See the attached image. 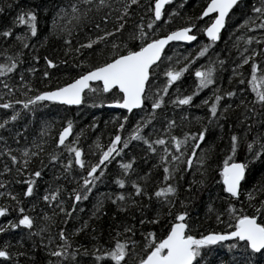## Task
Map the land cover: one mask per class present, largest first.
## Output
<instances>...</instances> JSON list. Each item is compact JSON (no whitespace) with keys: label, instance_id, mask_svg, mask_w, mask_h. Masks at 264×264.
<instances>
[{"label":"snow or ice","instance_id":"6c2138e0","mask_svg":"<svg viewBox=\"0 0 264 264\" xmlns=\"http://www.w3.org/2000/svg\"><path fill=\"white\" fill-rule=\"evenodd\" d=\"M170 4L171 0H150L147 7L150 15L146 19L140 16L139 22L135 23L134 28L127 33L124 40L120 37L124 35L129 18L134 15L133 6L143 8L139 0H71L67 6L61 5L51 20L50 34H63L66 54L72 52L82 54V50L87 49L91 55L97 52L98 48L101 52L105 49H110V51L107 52L103 61L97 64H90L86 59L81 60L77 67L87 64V70L80 72L74 78H69L63 84L43 91L35 89L34 84L25 79L24 73L17 71L24 62V49L30 47L31 39L38 34L39 13L42 6L35 0L31 4L21 5L16 9L17 15L13 18L12 26H5L0 31V37L5 40L14 36V40L0 51V56L3 57L0 61V76L7 81L6 83L0 82V89H3L0 91V97H10L16 91L22 92L26 97L18 101L8 98L0 103V108L12 110L10 115L0 117V130L9 133L8 136L0 135V141L3 142L0 156L6 154L10 162L17 166V175L23 173L27 178L23 195L28 198L35 195V189L38 188L37 178L42 177L44 168L49 165L53 168L56 164L63 165L64 171L59 173L62 176L65 172L71 174L73 168L77 166L84 172L83 176L77 174L72 177L77 187L67 192L68 196L73 198L70 206H65V200L61 198V185H57L54 190L44 191L41 199L48 203L59 201L55 204L59 211L44 212V220L47 223L43 228L37 226L36 217L30 215L25 209L23 201L19 199V194L6 187L10 185V181L0 178V188L4 189L0 191V197H6L5 203L0 204V217L10 213L12 207L10 201H15L18 207L17 218L8 219L0 224V233L7 234L12 229L23 227L27 230L29 238L40 236L39 244L33 241L31 248L24 244L23 236L15 241L19 246L15 248L12 243L5 240L3 244H0V258H5L0 260V264H19L20 257L30 259L33 264H36L35 249L41 245L46 254L44 264H101V262L130 264L132 261L134 264H264V184L259 187L254 184L251 188H242V182L246 181V174L253 164H259L264 168V111L257 110V105L264 109V60L258 59V57H264V48L259 46L264 43V0H252L251 4H247L246 0H207L206 6L198 17L194 19L188 16L183 26L169 30L166 34L157 35L158 30L163 29L173 20L174 16L179 15L177 8H172L171 11L166 9L165 6ZM179 7H183V4ZM102 9H107V11L101 15L99 22L92 20L93 10L100 12ZM237 9L241 10L242 16L241 23L236 26L237 29L260 30L255 36L242 33L240 37H237V40H244L246 45L243 48H240L238 43L234 45L239 49L237 53L239 62L233 63L232 76L228 79L231 83L233 78L239 77L236 81L237 86L231 87L230 90L222 89L223 81L218 71L223 70L225 61L220 58L219 53H215L216 59L209 57L206 64L195 67L194 77L197 82L191 92L181 94L179 87H175L170 95L169 89L173 88L174 82L180 81L185 72L189 71L199 58L209 53L217 41L221 40L222 30H225L226 25L237 15ZM3 11L4 7L0 6V13ZM43 11L47 9L44 8ZM205 17L208 18L206 23L198 28L195 20ZM85 22L92 24V29L96 34H93L91 30L86 31L83 42L78 41L76 47L73 48V34L79 35L80 31L84 30ZM70 24L71 27H69ZM110 24L111 27H109ZM16 25H25L27 30L14 34L13 28ZM201 33L206 34V39L198 45L195 56L189 53L188 56L174 59V56L165 52V46L170 41H197ZM47 38L45 36L44 40L46 41ZM136 41L138 43H133ZM253 42L257 44V47H251ZM17 44L19 47L16 46ZM31 48L33 49L32 61L34 63L40 61L41 56L35 52L36 45H31ZM97 54L99 55L100 52ZM44 61L45 67L42 75L49 80L52 78L51 69L56 68L58 63H66V61H58L50 56H44ZM182 61L186 62L182 63ZM165 62H167V67L162 70L161 65ZM181 63L182 66H180ZM246 64L250 67L251 77L247 80V84L251 86V91L255 94L250 102L237 96L238 92L241 96L246 95L245 89L239 87L246 79L242 71ZM27 71L35 75L34 67L28 68ZM161 72H163V82H160ZM10 74L17 75L20 83H13ZM218 80L220 83H217ZM209 86H212L210 95L201 101V104L209 110V114L206 118L200 115L191 117L200 124L198 131H188L182 136L171 135L176 121L165 118L167 127L163 131L170 135L157 134L158 138L153 140L149 138L150 134H145L150 126L153 132H156L152 121L155 120L157 110L162 106L172 103L176 106L191 107L194 97L204 89H208ZM33 90L35 94H32ZM86 90L92 93H111L117 98L107 101L108 103L122 106L129 113L136 109L135 115L139 116L127 136H122L121 132L129 122V117L124 115L120 118L122 120L118 123L120 131L114 134L106 147L97 137L96 148L100 154L95 162L86 161L83 148L77 146L78 140L66 145L72 154L70 158L62 159L59 152L48 153V163L45 164L41 159L39 166L35 168L31 167L34 162L33 158L40 157L43 152L42 145L46 143L42 137L37 138L39 142L34 140L32 144H27L22 148L13 149L8 146L9 139L13 137V130L9 128V124L16 121L21 114V109L16 107L17 104L29 111H33L44 101L79 105L85 100ZM233 98L239 99V103H235ZM241 107H243L242 113L235 116L231 114L230 110ZM253 117L256 119L254 120ZM205 119L207 123L203 122ZM225 123L229 126L228 145L220 150L223 156L222 163L216 167L222 177L221 187L226 191L229 199H235L236 202L228 203L225 220H221L225 212L217 211L216 220L224 224L226 230H210L202 233L197 231L199 225L194 223L189 206L194 198V186L197 190L203 189L209 182L210 172L213 170L209 161L215 156L216 142L207 141L206 137L211 135L212 126L223 131ZM254 126L257 127L255 132H253ZM25 128L27 125H24L21 131ZM72 129L73 121L69 119L59 133L57 141L59 145H65L66 137ZM19 138L20 132H15L14 142H18ZM222 138V136L217 137V139ZM133 141L143 142L151 153L159 151L157 164L163 168L162 180L152 191H149L145 182L151 178L152 168H149L142 177L138 175L137 179L133 180L129 173L137 171L134 165L138 157L133 154L130 159L121 158L118 163L123 170V177L129 178L125 179L118 175L115 182L121 189L126 183H130L133 191L120 190L110 195L101 193L90 217L87 220H79V226H74L72 229L73 235L87 230L96 232V224L90 221L104 214V202L105 198H108L116 203L120 211L136 208L142 217L137 221L136 217L132 216L131 220L136 222L123 225V233L128 235L119 239L122 233L118 227L114 246L103 245L99 242V237H96L97 243L93 244L91 249L79 243L74 244L64 227L58 228V238L61 243H54L57 239L56 235L50 234L45 237L46 230L51 233L49 224L56 223V216L63 215L64 225H67L69 220L74 222L78 220L74 214L77 211H83L79 205L89 198L98 183L103 182L108 163L129 149ZM169 143L173 147H169ZM156 145L163 147L158 150ZM241 148L245 149L244 158L238 159L237 152ZM14 152L19 154H14ZM194 158L200 178L197 179L193 174L192 180L184 183V191L188 195L180 199V183L183 181L184 174L193 168ZM3 172L9 174L12 172L8 163L3 165ZM65 179L67 180V176ZM242 192L247 199V206L239 199ZM145 197L150 204L155 200L158 206L166 205L167 212H162L158 207L153 216L149 218L144 209L150 207V204L142 203ZM257 197L260 199L257 200ZM177 202L181 210L173 212V209L177 207ZM35 206L33 203L30 208L34 209ZM208 208L213 209L211 202ZM249 208L251 212L248 211ZM163 215L170 216L172 219L166 224L162 223ZM145 224L157 225L160 229L159 235L156 228L150 227L144 231ZM137 232L141 233V241H143V246L139 251L137 245L140 241L133 238ZM225 248L226 251L223 250ZM88 256L91 259L86 262L84 257Z\"/></svg>","mask_w":264,"mask_h":264},{"label":"trees","instance_id":"16d2710c","mask_svg":"<svg viewBox=\"0 0 264 264\" xmlns=\"http://www.w3.org/2000/svg\"><path fill=\"white\" fill-rule=\"evenodd\" d=\"M177 1L179 0H176L172 4L168 5L166 9L168 11H171L172 7ZM35 2L42 6V10L39 13V21H38L39 31L37 36L31 39L30 47L28 49H24V53H25L24 62L22 63V65L19 66L17 70L18 72L24 73L25 79L31 81L34 84L35 89H39L41 91L48 90L52 87L58 86V84H63L64 82H67L69 78H74L75 76L80 74V72L87 70V64L77 67L78 65H80L81 60L86 59L87 62L90 64H97L103 61L105 55L107 54L108 51H110V49H105L103 52H101L100 49L98 48L97 52H100L99 55L97 54V52H93L91 55H89L87 49L82 50V54H76L74 52L66 54L64 51L66 45L64 43L63 34L61 35L50 34L52 28L51 20L53 16L56 14L57 9L61 5L67 6L71 2V0H35ZM31 3H33V0H0V6L4 7V11L0 13V21H2L0 22V31H2L5 26H12V21L13 18L17 15L16 9L18 7H20L21 5L31 4ZM139 3L140 5L143 6V8L133 6L134 15L133 17L129 18V22L125 26L124 35L120 37V39L122 40L126 39L127 33L134 28L135 23L139 22L140 16H144L146 19V17L150 15V13L147 12V7L150 3V0H139ZM206 3L207 0H188V2L186 3L183 2L182 3L183 7L179 8L180 11H182L180 14L182 15V17L191 16L195 19L196 17L199 16L202 9L206 6ZM246 3L251 4L252 0H246ZM9 5H11V7H9ZM44 8H46L47 11H43ZM188 8H190V10ZM106 11L107 9H102L100 12H96L95 10H93L92 20L99 22L101 15H103ZM245 11H247V9H245ZM240 13L241 10L237 9V15L234 16L233 19L227 24L226 29L222 34L221 40L218 41L216 45H214L213 49H210L209 53H207L204 57L199 58L190 67L189 71L185 72V74L181 77L180 81L174 82L173 88L169 89L170 95L175 90V87H179V85L185 80H188L190 78L191 80L195 79L194 77L195 67L206 64L209 57L213 59L214 49L219 50V48H221V51H219V55L221 59H224L226 56L229 57L228 60L229 62L224 63L223 70L218 71V75L220 79L223 81L221 87L222 89L230 90L231 87L237 86L236 81L239 79V77L233 78L231 83L229 82L228 79V77L232 76L233 63L234 62L237 63V60L233 59V55L237 54L239 49L234 47V45L238 43L240 45V48L246 46L245 41L237 40V37H240L242 33L245 35L255 36L260 31L259 29H237L236 26L240 24L242 20V16ZM182 17H179L178 15L177 21L181 20ZM186 17L182 20L181 25L179 26H183L187 22ZM207 19L195 20L197 27L199 28L201 25H204ZM73 23L75 22L73 21ZM60 27H62V25ZM69 27H71V24L69 25ZM109 27H111V24L109 25ZM83 29L84 30L80 31L79 35H76L75 33L73 34V41H72L73 48L76 47L78 41L83 42L86 31L91 30L93 31V34H96L95 30L92 29L91 23L85 22L83 25ZM166 29H167V24L164 26L163 29L158 30L156 34L162 35L165 33ZM26 30L27 29L25 25H16L13 28L14 34L16 32H25ZM149 34L151 35V32ZM45 36L48 37L46 41L44 40ZM200 39H203L205 41L206 37L204 33L198 35L197 41H195L194 43L176 45L175 46L177 47L176 52L178 53H174V54L172 53L173 45L169 47L165 52L170 56H174V59L188 56L189 53H191L192 56H195L196 51L198 50V45L200 44ZM13 40H14V36L9 37L7 40H5L3 37H0V51H2L7 46V44L11 43ZM133 43H138V41ZM33 44L36 45L35 48L36 54H39L41 56V60L35 63L32 61L31 58L33 52L31 45ZM16 46L19 47V44H17ZM253 46L257 47V44L253 42L251 47ZM259 46L261 48H264V43L260 44ZM44 56H50L52 58L57 59L58 61H66V63H58L56 68L51 69V73H52L51 80L43 77L42 75V70L45 67ZM263 58L264 57H258V59L261 60ZM214 59H216V56L214 57ZM2 60L3 57L0 56V61ZM184 62L186 61H182V63ZM182 63L180 66H182ZM32 67L35 68V75L27 71L28 68H32ZM166 67H167V62L161 65L162 70L165 69ZM242 71L244 75L247 74L248 76L245 82L243 84H240L239 87H243L245 89V91L248 94V98H246V100L250 102L254 98L255 94L251 91V86L247 84V80L251 78L249 65L248 64L244 65ZM11 78L13 83L16 84L20 83L17 75H11ZM163 81H164L163 72H161L160 82ZM0 82L6 83L7 81L4 79V77L0 76ZM217 83H220V80H218ZM208 89L212 90V86H209ZM0 91H3V89H0ZM32 94H35L34 90ZM8 98H12L17 101L21 99H26V97L22 94V92L16 91L10 97L7 96L0 97V103H2L5 99ZM113 98H117V97H114V95L111 93L87 92L85 94V100L80 106L73 107V106L61 105L58 103L42 102V104L40 106H37L35 109H33V111L23 109L21 105L17 104L16 107L21 109V114L16 121L10 122L9 124V128L13 130V137L9 139L8 146L13 149L22 148L27 144H32L34 140L36 142H39L37 138L42 137L43 140L46 141V143L42 145L43 152L40 154V157L33 158L34 162L31 165V167L35 168L39 166L41 159L44 160L45 164L48 163V156H47L48 153L59 152L62 159L66 160L70 158L72 154L68 151L66 145H70L72 142L78 140L77 146L83 148L86 161L95 162L100 154L96 148L97 137L100 138V142L104 144L106 147L109 144L110 140L113 138L114 134L120 131V129L118 128V123L122 122L120 118H122L124 115H128L129 117V122L125 125V129L121 132L122 136H127L128 132L131 130V126L135 124L136 120L139 118V116L135 115V113L128 114L127 112H124L121 109H114L108 107L107 101ZM101 101L104 102L101 103ZM235 103L238 104L239 101H236ZM193 107L194 105L191 107L188 106V108L190 109L188 111L189 118L185 122V120H181V118L179 117V113L176 111V109L173 108L172 104L166 103L164 106H162L161 109L157 110L158 114L155 120L152 121V124L155 125L156 132H153V129L150 126L146 129L145 134L146 135L150 134L149 138L153 140L158 138L157 134L165 135V136L170 135L169 133H165L163 131V129L167 127V119H174L176 121V126L171 130V135L182 136L185 132L188 131H192V132L198 131L200 129V124L195 119L191 118V117H195L196 115L195 111H191L193 110ZM257 110L264 111V109L259 108L258 105H257ZM230 111L231 114L235 116L243 112V107ZM11 113H12L11 109L0 108V117H4L5 115H10ZM117 114H119V116ZM142 114L143 113H141V115ZM208 114H209V110L208 111L206 110L205 115L204 116L202 115V117L206 118ZM114 117H116V119H114ZM69 119L73 121V135L64 146H59L57 143L59 139V133L61 132L63 127L66 126L67 121ZM253 119L255 120L256 117H253ZM203 122L207 123V120L205 119ZM24 125H27V128L21 131V128ZM46 125L47 127H45ZM42 129L44 130L42 131ZM255 131H257L256 126L253 127V132ZM15 132H20V138L18 142H14ZM77 134H79V136ZM0 135L8 136L9 133L7 131L0 130ZM221 136L223 137L222 139H217V137H221ZM228 138H229L228 123H225L223 131H221L218 127L212 126L211 135L206 137L207 141L216 142L215 156L213 160L209 161V163L212 164L213 166V170L210 172L209 182L206 184V186L203 189L197 190L196 186H194V192H193L194 198L192 200L191 205L189 206L190 214L194 220V223L199 225L197 231L202 233L210 230H226V226L222 223H218L216 220L217 211L225 212L229 202L231 203L236 202L235 199L230 200L228 195L226 194V191L221 187L222 177L219 174L218 167H216V165L222 163L223 156L220 150L226 148V146L228 145ZM166 143H168V141H166ZM2 144L3 142L0 141V150H2ZM169 146L173 147V145L170 143ZM156 147L159 150L163 146L156 145ZM129 149H126L124 153H121L120 156H116L115 159H112L111 162L108 163L105 177L103 179V180L106 179V181L109 182L108 191L106 192V194L108 195L116 193L117 191L120 190H124L126 192L133 191V186L130 183H126L124 188L121 189V187L115 182L116 177L118 175L123 177V170L121 169L118 161L121 158L130 159L131 155L133 154L136 155L138 159L134 165L137 171L129 173L131 179L133 180L137 179L138 175L142 177L149 168H152L151 178L145 182V186L148 188V190L152 191L155 188V186L159 183V181L162 180L163 178V168L157 164L159 158V151L157 153H151L148 151L147 145H144L143 142H137V141H133V144L129 145ZM33 150L35 151V148ZM188 151L190 153L191 149L189 148ZM145 153H147V155H145ZM244 153H245L244 148L239 149L237 152V158L243 159ZM14 154H19V153L14 152ZM5 163H8L9 167L12 168V172L10 174L3 172V165ZM16 167H17L16 165L10 162V158H8L6 154L0 156V178L8 179L10 181V185L6 187L19 194V199L23 201V206L25 207L26 210L29 211L30 215L36 217V224L38 227L41 228H43L44 224L47 223V221L44 220L45 211L48 212L59 211V209L55 206V204H58L59 201H56L55 203H48L41 199V197L44 194V191L46 189L54 190L57 185H61L62 186L61 198L65 200V206H70L73 198L69 197L67 192L77 187V184L72 179V177L77 174L80 176L84 175V172L78 166L73 168L71 174L65 172V175L62 176L59 173L64 171L63 165L56 164L55 168L49 165V167L44 168L42 177L37 178L38 188L35 189V195L31 198H28L23 195V190L26 188L27 178L23 175V173L17 175ZM193 174H195L197 179L200 178V174L197 171L195 165V158H194L193 168L189 169L184 174L183 181L180 183V193H179L180 199H183L188 195V193L184 191V183L190 182L192 180ZM65 176H67V180L65 179ZM123 178L128 179L129 177H123ZM254 184H256L258 187L264 184V168H262L259 164H253L251 166V170L246 174V181L242 182V188L248 189L251 188ZM0 191H4V189L0 188ZM99 194H95V192L93 191L89 195V198L79 205V207L82 208L83 211L82 212L77 211L74 214L78 218L76 222H74L73 220H69L68 224L64 225L62 223L63 215L61 214L59 216H56L55 217L56 223L49 224L51 233H49L46 230L44 233L45 237H47L50 234L56 235L57 239L54 241V243L57 244L61 243V241L58 238V228L64 227L67 234H69L71 239L73 240L74 244L79 243L91 249L92 245L97 243L96 237H99V242L101 244L107 245L108 247H112L114 246L115 243L116 229L119 227L122 233L119 239H123L124 236L128 235L127 233H123V225L126 223H135L136 221L131 220L132 216H135L137 221L142 217L140 216L136 208H129L127 211H120L117 208L116 203L112 199H108V198H105L104 214L100 215L98 218H93L90 221V223L96 224L97 231L92 232L91 230H87L85 232L77 233L75 235L72 234L73 227L79 226V220H87L90 217L92 211L94 210V205L96 204ZM239 199L245 203V206H247V199L243 194V192ZM259 199L260 197H257V200ZM5 200L6 197H0V204H4ZM209 202H211L213 205L212 210L208 208ZM10 203L12 205L11 211L10 213L6 214L4 217L0 219V224H3L8 219L17 218L18 207L16 206L15 201H10ZM33 203H35L36 205L34 209L30 208V205ZM142 203L144 205H149L150 201L145 197L143 198ZM158 207L162 212L165 213L167 212V206L166 205L162 207L158 206L155 200H153L150 204V207H147L146 209H144V211L149 216V218H151L153 216L154 211L157 210ZM178 210H181L179 206V202H177V207L173 209V212ZM248 211L251 212V209L249 208ZM171 219L172 217L163 215L161 217V222L166 224ZM225 219H227L226 212L225 215L221 217V220H225ZM137 227L138 228L140 227L139 224H137ZM150 227L156 228L157 234L159 235L160 229L157 225L145 224L143 226V230L146 231ZM22 236L24 237V244L28 248H31L33 241L39 244L40 236L36 235L32 238H29L27 234V230L24 229L23 227L22 229H12L7 234L0 233V244H3L5 240H8L10 243H12L14 248L19 247L15 243V241L19 240ZM133 238L136 239L137 241H140V243L137 245V250L139 251L143 246V241H141V233L137 232L136 236ZM223 250L226 251V248ZM35 255L37 258L36 264H44V261L46 259V254L43 252L42 245L37 249H35ZM2 259L5 258H0V260ZM90 259H91L90 256L84 257V260L86 262L89 261ZM106 259H110V258H106ZM19 264H33V262L30 259H25L24 257H20ZM101 264H104V262H101ZM112 264H114V262H112ZM130 264H134V261L130 262Z\"/></svg>","mask_w":264,"mask_h":264},{"label":"bare ground","instance_id":"6f19581e","mask_svg":"<svg viewBox=\"0 0 264 264\" xmlns=\"http://www.w3.org/2000/svg\"><path fill=\"white\" fill-rule=\"evenodd\" d=\"M190 8H192V7H190ZM190 8H188L189 10H190ZM178 12H179V17H182V15L180 14L182 11H180V9H178L177 10ZM189 12V11H188ZM188 12H186V13H188ZM177 17H178V15L177 16H174L173 17V20L170 22V23H168L167 24V29H166V31H165V33L164 34H166V32L167 31H169V30H172V29H174V28H176L177 26H179V25H181V22H182V20L186 17V16H184V17H182L181 18V20H178L177 21ZM205 20V19H204ZM227 26V25H226ZM225 31V30H224ZM223 31V32H224ZM223 32H222V34H223ZM163 35V34H162ZM226 38V37H225ZM201 42H204V40L203 39H200V43ZM218 42V41H217ZM176 45H179V44H174L173 46H172V48H173V51H172V53L174 54V53H178V52H176V49H177V47H175ZM254 47H256V46H253V48ZM217 49H214V57H215V53H219V51H221V48H219V50H217ZM195 83H196V81H195V79H193V80H191V78L190 79H188V80H185L184 82H182L180 85H179V89H180V93L181 94H188L189 92H191L192 90H193V88H194V86H195ZM212 90H210V89H204L201 93H199V94H197V96H195L194 97V101H193V105H194V107H193V110H191V111H195V113H196V115L195 116H197V115H200V116H204L205 115V112H206V110L208 111V109H207V107L205 106V105H202L201 104V101L205 98V97H207V96H209L210 95V92H211ZM245 93H246V95H244V96H241V94L238 92L237 93V96L238 97H240V98H242V99H246V98H248V94H247V92L245 91ZM234 100H235V102L236 101H239V99H236V98H233ZM209 102H211V101H209ZM172 104V103H171ZM172 106H173V108L174 109H176V111L179 113V117L181 118V120H185V122H186V120L189 118V108H188V106L187 105H180V106H176V105H174V104H172ZM185 127V126H184ZM170 147V146H169ZM108 187H109V182L108 181H106V179L105 180H103V182L102 183H98V185H97V187L96 188H94L93 189V191L95 192V194H101V193H104V194H106V192L108 191ZM99 194V195H100ZM2 217H0V219H1Z\"/></svg>","mask_w":264,"mask_h":264},{"label":"water","instance_id":"95a60500","mask_svg":"<svg viewBox=\"0 0 264 264\" xmlns=\"http://www.w3.org/2000/svg\"><path fill=\"white\" fill-rule=\"evenodd\" d=\"M174 0H171V2H173ZM166 6H168V5H166ZM165 6V7H166ZM202 19H207V17H205V18H202ZM224 30H222V32H223ZM205 37H206V34H205ZM192 42H194V41H192ZM192 42H183V41H170L169 42V44L168 45H166L165 46V51H166V49L168 48V47H170L171 45H173V44H175V43H184V44H188V43H192ZM88 90H86V92H87ZM85 92V93H86ZM45 102H51V103H58V104H61V105H67V106H80L81 104H79V105H68V104H65V103H62V102H52V101H45ZM109 107H112V108H116V109H122V110H124V111H127L126 109H123L122 108V106H119V105H113V104H107ZM134 110H136V109H134ZM133 110V111H134ZM128 112V111H127ZM62 131V130H61ZM72 134H73V129H72V132L66 137V140H65V143L72 137ZM60 146H62V145H60Z\"/></svg>","mask_w":264,"mask_h":264},{"label":"rangeland","instance_id":"374dc122","mask_svg":"<svg viewBox=\"0 0 264 264\" xmlns=\"http://www.w3.org/2000/svg\"><path fill=\"white\" fill-rule=\"evenodd\" d=\"M183 2H188V0H179V1H177L175 4H174V6L172 7V8H177V10L180 8L179 7V5H181ZM240 36V35H239ZM213 59H214V56H213ZM233 59L234 60H237V63L239 62V56L237 55V54H234L233 55ZM264 59V58H263ZM262 59V60H263ZM225 62H229L228 60H229V57L228 56H226L224 59H223ZM245 76V78H247V74H245L244 75ZM246 80V79H245ZM93 158V157H92Z\"/></svg>","mask_w":264,"mask_h":264},{"label":"flooded vegetation","instance_id":"af4514ba","mask_svg":"<svg viewBox=\"0 0 264 264\" xmlns=\"http://www.w3.org/2000/svg\"><path fill=\"white\" fill-rule=\"evenodd\" d=\"M132 113H136V112L134 111V112H132Z\"/></svg>","mask_w":264,"mask_h":264}]
</instances>
